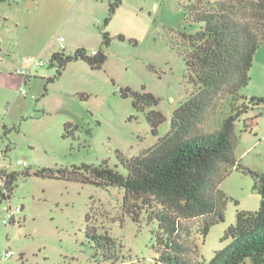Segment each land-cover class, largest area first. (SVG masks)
Returning a JSON list of instances; mask_svg holds the SVG:
<instances>
[{"label": "rangeland", "instance_id": "1", "mask_svg": "<svg viewBox=\"0 0 264 264\" xmlns=\"http://www.w3.org/2000/svg\"><path fill=\"white\" fill-rule=\"evenodd\" d=\"M154 1L158 10L152 20L133 15L129 6L121 9L115 28L126 39L112 36L102 69L82 63L86 70L70 69L48 84L46 95H42L46 78L56 72L48 58H33L31 66H12L8 53L0 52V169L19 173L31 170V175L17 178L9 199L0 195V264L6 249L13 250L14 255L5 264H112L96 253L86 236L88 215L99 232L107 231L116 239L122 248L121 260L158 264V222L149 221L144 211L135 221L123 209V188L33 174L39 168L71 169L103 161L125 173L118 151L127 157L136 156L169 131L173 111L191 95L194 83L177 50L185 26L177 0ZM0 6L16 10L6 4ZM10 12L16 18L20 15ZM128 16L129 21H125ZM15 23L8 25L16 29ZM48 31L47 22L43 28L32 25L28 38L34 41L29 47L38 43L37 38L43 40ZM36 59H43L45 65H36ZM25 68L31 71L26 83L16 73ZM250 74L251 81L241 93L248 98L264 97V46L257 50ZM125 86L139 91L146 86V91L160 98L157 108L166 120L157 134L145 114L133 106L132 99L122 96L121 87ZM22 89L27 93L21 94ZM80 93L86 95L81 97ZM250 113L259 114L253 131H244L242 120L236 123L235 156L246 172L234 169L220 184L229 196L224 221L214 224L205 240L198 231L193 233L201 260H211L216 251L230 243L224 234L235 222L237 210H256L260 206L261 197L253 190V172L264 169V103ZM69 121L77 124L78 130L64 137V124ZM210 126H217L215 116ZM19 159H27L29 166L18 165ZM1 189L4 191L2 184ZM10 208L14 210L12 220L8 218Z\"/></svg>", "mask_w": 264, "mask_h": 264}, {"label": "trees", "instance_id": "2", "mask_svg": "<svg viewBox=\"0 0 264 264\" xmlns=\"http://www.w3.org/2000/svg\"><path fill=\"white\" fill-rule=\"evenodd\" d=\"M121 4L122 0L109 2L96 54L80 47L70 54L63 50L52 55L50 64L56 72L46 78L43 95L48 93V84L59 79L72 61L83 60L92 69L103 68L113 38L106 27ZM177 4L185 24L177 50L185 60L194 90L173 111L169 131L136 156L127 157L118 151L125 173L103 161L71 169L39 168L33 174L123 188V209L135 221L144 211L149 221L158 222V264H264V169L253 172V190L261 197L260 206L237 210L235 222L224 234V239L230 240L226 247L216 251L211 260H201L193 237L198 231L205 240L211 227L224 221L229 196L220 184L234 169L246 172L235 156L236 123L242 120L243 130L253 131L259 114L250 111L264 103V97L248 98L241 93L251 81L256 52L264 46V0H177ZM118 37L126 39L124 34ZM121 94L132 99L157 134L166 120L157 108L160 98L146 91V86L142 91L121 87ZM85 95L80 93L81 97ZM214 116L217 126L212 128ZM75 130L77 124L66 122L63 136L73 135ZM20 175L29 176L31 170H0L9 194ZM87 219L86 236L96 253L112 264H131L121 260L122 248L116 239L91 225L89 215ZM193 220L197 221L190 224Z\"/></svg>", "mask_w": 264, "mask_h": 264}, {"label": "crops", "instance_id": "3", "mask_svg": "<svg viewBox=\"0 0 264 264\" xmlns=\"http://www.w3.org/2000/svg\"><path fill=\"white\" fill-rule=\"evenodd\" d=\"M110 1L113 0H0L1 4L16 7V10L13 8L5 10V7L0 6V52L8 53V58L11 59L9 63L12 66L19 63L31 66L33 58H48L50 61L54 53L63 50L67 54L73 53L80 47L91 51L97 50L102 43L100 23L108 15ZM126 6L132 8L133 15L138 18L145 15L151 20L158 10V4L154 0H122V4L116 9L106 27L112 36L122 32L115 28V24L121 9ZM10 11H16L20 15L16 18ZM124 19L129 21L130 17ZM14 20L16 29L8 25V22ZM46 22L49 27L47 35L43 40L37 38L38 43L29 47L34 41L33 38H28L31 26L43 28ZM60 36L65 38L64 47L61 46ZM82 63L88 65L83 60L68 63L62 76L70 69L79 67L86 70ZM30 78L31 75L26 82Z\"/></svg>", "mask_w": 264, "mask_h": 264}, {"label": "built area", "instance_id": "4", "mask_svg": "<svg viewBox=\"0 0 264 264\" xmlns=\"http://www.w3.org/2000/svg\"><path fill=\"white\" fill-rule=\"evenodd\" d=\"M59 40L61 42V46L64 47V41H65V38L63 36H60L59 37ZM97 53V50H93L92 51V54H96ZM36 65L38 66H43L45 65V61L43 59H39V60H36L35 62ZM16 73L20 76L23 77V81L24 83H26V79L28 78V76L30 75L31 71L30 69H17L16 70ZM27 91L25 89H22L21 90V94H26ZM3 155V152L0 151V156ZM18 165H21V166H24V167H28L29 164H28V160L27 159H19L18 162H17ZM2 182V181H1ZM3 185V188H4V191L2 190L3 194L5 196H7V198L9 199L10 197V194H9V191L5 185L4 182L1 183ZM20 208H17V210H19ZM13 215H14V210H12L11 208L9 209V213H8V218L9 220H12L13 218ZM14 255V251L13 250H10V249H6L4 254H3V264H5L6 260L10 257H12Z\"/></svg>", "mask_w": 264, "mask_h": 264}]
</instances>
